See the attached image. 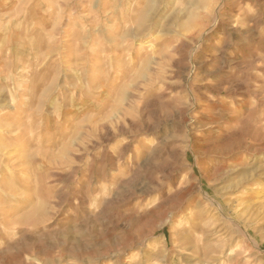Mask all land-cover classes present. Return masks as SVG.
<instances>
[{
    "label": "rangeland",
    "instance_id": "1",
    "mask_svg": "<svg viewBox=\"0 0 264 264\" xmlns=\"http://www.w3.org/2000/svg\"><path fill=\"white\" fill-rule=\"evenodd\" d=\"M0 264H264V0H0Z\"/></svg>",
    "mask_w": 264,
    "mask_h": 264
}]
</instances>
